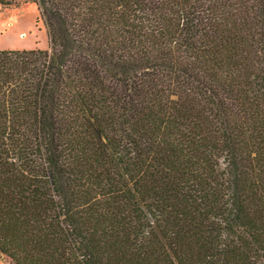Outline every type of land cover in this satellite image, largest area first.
<instances>
[{
  "label": "trees",
  "instance_id": "16d2710c",
  "mask_svg": "<svg viewBox=\"0 0 264 264\" xmlns=\"http://www.w3.org/2000/svg\"><path fill=\"white\" fill-rule=\"evenodd\" d=\"M25 2L49 48L0 50L8 264H264V0Z\"/></svg>",
  "mask_w": 264,
  "mask_h": 264
},
{
  "label": "rangeland",
  "instance_id": "374dc122",
  "mask_svg": "<svg viewBox=\"0 0 264 264\" xmlns=\"http://www.w3.org/2000/svg\"><path fill=\"white\" fill-rule=\"evenodd\" d=\"M48 48L47 27L34 3L14 0L13 5L0 6V50ZM0 264H8L1 255Z\"/></svg>",
  "mask_w": 264,
  "mask_h": 264
}]
</instances>
